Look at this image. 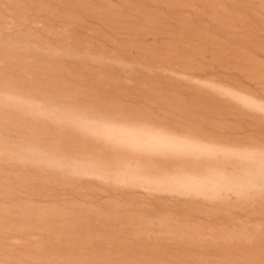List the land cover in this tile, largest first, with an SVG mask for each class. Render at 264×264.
I'll return each instance as SVG.
<instances>
[{
	"label": "rangeland",
	"instance_id": "obj_1",
	"mask_svg": "<svg viewBox=\"0 0 264 264\" xmlns=\"http://www.w3.org/2000/svg\"><path fill=\"white\" fill-rule=\"evenodd\" d=\"M0 264H264V0H0Z\"/></svg>",
	"mask_w": 264,
	"mask_h": 264
},
{
	"label": "bare ground",
	"instance_id": "obj_2",
	"mask_svg": "<svg viewBox=\"0 0 264 264\" xmlns=\"http://www.w3.org/2000/svg\"><path fill=\"white\" fill-rule=\"evenodd\" d=\"M6 87V86H5ZM9 91H11V90H9ZM10 93V92H9ZM2 95V94H1ZM51 100V99H50ZM91 100V99H90ZM70 101V100H69ZM93 104V103H92ZM71 105V104H70ZM70 105L68 106V107H70ZM79 107V106H78ZM73 108V107H72ZM66 110V109H65ZM73 110V109H72ZM65 112V111H64ZM90 115V114H89ZM89 117V116H88ZM41 118V117H40ZM104 119V118H103ZM122 120V119H121ZM130 120H131V118H130ZM133 120V119H132ZM138 120V119H137ZM99 121V120H98ZM103 121V120H102ZM107 121V120H106ZM112 121V120H111ZM118 121H120V119L118 120ZM134 121V120H133ZM136 121V120H135ZM124 122V121H123ZM129 122V121H128ZM137 122V121H136ZM139 122V121H138ZM141 122H139V124H140ZM148 123V122H147ZM104 124V123H103ZM107 124V123H106ZM142 124H143V122H142ZM140 125L141 126V129L143 128L142 126L143 125ZM150 124V126H152V128H153V126L155 127V125H151V123H149ZM155 124V123H154ZM108 125V124H107ZM130 125H132L131 123H130ZM135 125V124H134ZM145 125H147V124H145ZM158 125H160V124H158ZM162 125V124H161ZM138 126V125H137ZM149 126V125H148ZM95 127V126H94ZM122 127V126H121ZM129 127V126H128ZM123 128L125 129V126H123ZM132 128V127H131ZM136 128H139V127H136ZM114 129V128H113ZM127 129V128H126ZM145 129H148V127L147 128H145ZM145 129H142L143 131H146V132H148V130H145ZM156 129H158L157 127H156ZM159 129H161V128H159ZM168 129H170V128H168ZM150 130H152V129H150ZM155 130V129H154ZM172 130V129H171ZM100 131V130H99ZM102 131V130H101ZM113 131H115V130H113ZM140 131V130H139ZM102 132H104V131H102ZM115 133V132H114ZM149 133H150V131H149ZM118 134H120V133H118ZM159 134V133H158ZM163 134V133H162ZM97 135V134H96ZM124 136V135H123ZM176 136H178V135H176ZM125 137V136H124ZM175 137V136H174ZM179 137V136H178ZM126 138V137H125ZM120 141V140H119ZM129 141V140H128ZM199 142V141H198ZM124 143V142H123ZM68 144V143H67ZM204 144V143H203ZM260 146V145H259ZM261 147V146H260ZM262 148V147H261ZM127 150V149H126ZM247 151V150H246ZM60 159V158H59ZM188 166V165H187ZM187 166H186V168H187ZM203 167V166H202ZM213 167H215L214 165H213ZM60 168V167H59ZM192 168V167H191ZM215 168H217V166L215 167ZM212 169V168H211ZM92 171V170H91ZM157 171V170H156ZM190 173V172H189ZM185 175V174H184ZM173 180V179H172ZM225 180V179H224ZM256 184V183H255ZM222 185V184H221ZM199 231V230H198Z\"/></svg>",
	"mask_w": 264,
	"mask_h": 264
}]
</instances>
